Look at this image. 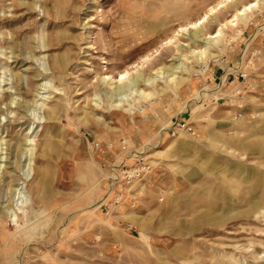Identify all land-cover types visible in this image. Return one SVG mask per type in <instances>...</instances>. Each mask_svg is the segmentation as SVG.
<instances>
[{
	"label": "rangeland",
	"instance_id": "1",
	"mask_svg": "<svg viewBox=\"0 0 264 264\" xmlns=\"http://www.w3.org/2000/svg\"><path fill=\"white\" fill-rule=\"evenodd\" d=\"M216 1L0 0V264H264V0L178 32ZM236 66L252 88L234 122L213 89ZM133 153L149 173L108 213Z\"/></svg>",
	"mask_w": 264,
	"mask_h": 264
},
{
	"label": "built area",
	"instance_id": "2",
	"mask_svg": "<svg viewBox=\"0 0 264 264\" xmlns=\"http://www.w3.org/2000/svg\"><path fill=\"white\" fill-rule=\"evenodd\" d=\"M226 59L227 57H222L223 61ZM249 63L251 64V61H249ZM229 69L231 70L219 79L218 83L213 89V94L217 93L220 94V96L221 94H226V100L224 102L229 107H232L233 112L231 119L235 122L239 119H242L246 114V95L244 93V89L248 88L251 90L252 88L250 87L252 86L250 83L240 86V79L243 81H248V78L251 76V72L239 66L229 67ZM229 79H231L230 82H227ZM232 83L234 85H232L233 88L231 93H223V88L228 89L227 86H230ZM219 98L220 97L217 99ZM167 131L171 136L179 135L181 132L192 133L193 125L190 122L184 121L183 119L174 118L171 121ZM132 156L134 158L133 165L127 166L125 164H120V166L113 167L107 176L108 187L103 204L106 212L108 213L110 212V209H115L119 203L125 199L126 195L129 194V190L133 183L142 180L149 173V161L139 153H133Z\"/></svg>",
	"mask_w": 264,
	"mask_h": 264
},
{
	"label": "bare ground",
	"instance_id": "3",
	"mask_svg": "<svg viewBox=\"0 0 264 264\" xmlns=\"http://www.w3.org/2000/svg\"><path fill=\"white\" fill-rule=\"evenodd\" d=\"M232 1H235V0H217L214 4L207 6L205 12L198 19H196V20H194L192 22H189V23H187L185 25L180 26L178 28V32L185 33V32H187L190 29H195L197 31L199 28L202 27V25L204 23H206L208 21V19H209L210 16L215 15L216 12H218L220 9L224 8L227 4L231 3ZM260 1L261 0H251V1L243 4L242 6H240L239 8H237L235 10V12H233L231 18L228 19L226 22L230 23V25H236L237 24V20L239 18L242 19L245 16H247V14L249 12H251L253 10V8H256L258 6V4H259ZM225 24L226 23H221L215 29L214 32H212L211 34H208L207 33L205 35L204 40L202 42V43H204V46L200 50H198V49H191L190 52L191 53H197V56L198 55L203 56V54L206 53L207 52V49H208L207 43L208 42L217 41V39L223 34V26H225ZM172 42H173V40L172 39H169L168 41L164 42V44L165 45H168V44H171ZM182 45H186V44L182 43ZM159 51H160L159 48H155L153 52L155 54H157V53H159ZM152 55L147 54L146 56L143 57V59L139 63L135 64L132 68L135 69V71H137L138 69L142 68L143 65H144V63L148 62L152 58L151 57ZM177 55H178L179 58H181V57L185 58V55H183V54L177 53ZM178 65H180V63ZM178 65H176V66L174 65L173 66V69L174 70H171L170 75H173V73L175 72V69H177L179 67ZM157 70H156V72L159 73V74H161L160 72H164V70H162V69H160V72L157 71ZM129 74H130L129 71L119 72L118 75L116 76V78H113L109 74H107V75L105 74V76L103 77V79H105V81H107V83L109 85L114 84V83H116V84L118 83V85H115V86H121V85L125 84V82L128 79ZM174 78H175V76H171L169 79L170 80H173ZM138 91H139V93H141L144 96H150V92L144 90L143 88L142 89H139ZM125 200L126 199H124L119 204L123 203Z\"/></svg>",
	"mask_w": 264,
	"mask_h": 264
},
{
	"label": "crops",
	"instance_id": "4",
	"mask_svg": "<svg viewBox=\"0 0 264 264\" xmlns=\"http://www.w3.org/2000/svg\"><path fill=\"white\" fill-rule=\"evenodd\" d=\"M108 184V183H107Z\"/></svg>",
	"mask_w": 264,
	"mask_h": 264
}]
</instances>
